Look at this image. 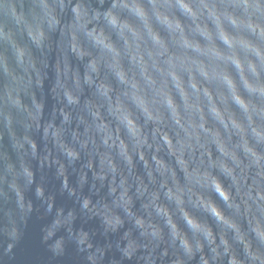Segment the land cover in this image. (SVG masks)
<instances>
[{
    "label": "clouds",
    "instance_id": "obj_1",
    "mask_svg": "<svg viewBox=\"0 0 264 264\" xmlns=\"http://www.w3.org/2000/svg\"><path fill=\"white\" fill-rule=\"evenodd\" d=\"M0 264H264V0H0Z\"/></svg>",
    "mask_w": 264,
    "mask_h": 264
}]
</instances>
